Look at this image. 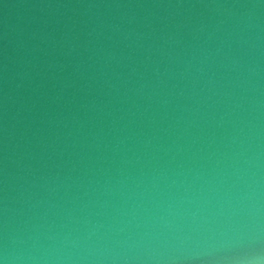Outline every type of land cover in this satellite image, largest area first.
<instances>
[{
  "label": "water",
  "instance_id": "obj_1",
  "mask_svg": "<svg viewBox=\"0 0 264 264\" xmlns=\"http://www.w3.org/2000/svg\"><path fill=\"white\" fill-rule=\"evenodd\" d=\"M257 215L262 0H0V247L17 264H210Z\"/></svg>",
  "mask_w": 264,
  "mask_h": 264
},
{
  "label": "clouds",
  "instance_id": "obj_2",
  "mask_svg": "<svg viewBox=\"0 0 264 264\" xmlns=\"http://www.w3.org/2000/svg\"><path fill=\"white\" fill-rule=\"evenodd\" d=\"M237 249L232 255L212 256L210 264H264V229L259 226L258 215L254 226L250 229L249 242L238 244ZM200 255H204V253L197 254L195 258L198 259ZM23 259L22 255L10 250L5 240L3 246L0 247V264H17ZM28 259H35V257L29 256Z\"/></svg>",
  "mask_w": 264,
  "mask_h": 264
}]
</instances>
